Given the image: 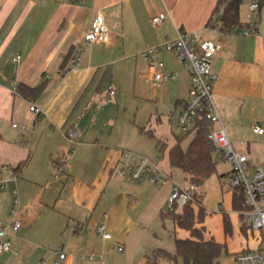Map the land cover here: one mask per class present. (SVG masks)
Returning a JSON list of instances; mask_svg holds the SVG:
<instances>
[{"label": "crops", "instance_id": "0c3cea01", "mask_svg": "<svg viewBox=\"0 0 264 264\" xmlns=\"http://www.w3.org/2000/svg\"><path fill=\"white\" fill-rule=\"evenodd\" d=\"M221 1L0 0V166H9L18 175L22 196V226L9 230L11 250L0 254V264H86L87 260L111 264L119 247L125 256H134V264H145L155 249L175 250L176 237H191L166 212L173 185H189L186 174L170 165L168 155L163 166L165 153L159 157L162 145L170 148L177 141L170 116L180 112L187 100L189 75L183 67L188 76L186 93H180L178 78L162 92L146 90L151 81L140 57L143 49L179 32H196L220 45L212 63L217 76L215 103L232 144L247 155L251 174L264 169V134L252 131L254 124L264 128V3L257 32L240 36L222 31ZM250 2L245 0L246 5ZM160 13L167 17L154 26L152 17ZM99 14L108 40L85 47L84 34ZM242 23L240 28L249 27L248 20ZM81 50L84 55L74 66L73 58ZM17 54L20 59L13 61ZM20 85L27 90L21 91ZM39 86L41 93L31 92ZM110 88L115 89L114 96L109 95ZM165 90L174 100L167 118L155 110ZM31 104L41 112L31 111ZM131 104L136 112L134 108L129 112ZM130 136L135 138L129 140ZM189 136L181 142L183 150L194 137ZM123 150L159 157L168 183L157 188L118 176ZM63 157L67 167L60 171ZM230 170L217 171L197 187L199 203L192 206L196 213L201 207L203 219L196 227H203L204 240L214 239L223 249L227 236L253 234L254 242L246 238L242 249L253 250L259 235L233 209L229 180L230 190H223L221 177L228 179ZM12 208L11 191L0 192L4 225L12 222ZM159 221L171 232L172 246L155 229L154 240H142ZM98 225H105L111 237L100 236ZM71 226L77 229L71 232ZM135 239L141 240L136 248ZM237 252L233 264H238ZM91 254L94 260L89 259Z\"/></svg>", "mask_w": 264, "mask_h": 264}, {"label": "built area", "instance_id": "2783aa9c", "mask_svg": "<svg viewBox=\"0 0 264 264\" xmlns=\"http://www.w3.org/2000/svg\"><path fill=\"white\" fill-rule=\"evenodd\" d=\"M247 20L248 28L235 27L232 34L248 36L256 33L260 23L261 4L259 0H251L248 7ZM167 17V13H160L152 17V24L159 26ZM108 31L104 17L99 14L93 20L90 29L84 34L85 47H90L96 42H107ZM220 50V45L210 39H204L196 32H179L175 38H166L162 43L147 47L140 52V57L148 67L150 81L154 86L162 87L175 81L178 74L174 71L166 70V63L160 58L164 52L174 53L176 61L187 71L190 79L188 97L180 112L171 114L170 122L174 131L194 135L197 130L196 123L199 118L205 117L213 124V130L209 135L220 152L217 161L230 165L228 174L229 184L232 189L240 187L246 209L242 211V216L251 230L259 235V245L253 250H242L236 253L235 259L238 264H264V169L257 168L254 173L248 175L249 165L246 154L237 152L224 126L223 120L213 97L214 86L217 76L212 70L213 59ZM84 51L81 50L73 58L74 66H78ZM20 55L17 54L13 61H18ZM115 89L110 88L109 95L114 96ZM30 110L40 113L41 108L31 104ZM13 127H17L14 124ZM255 134H264V128L259 124L252 125ZM75 133L71 132L69 137L74 138ZM160 158H151L139 153L123 150L120 156V166L117 174L122 178H129L138 184L150 183L157 188L165 186L170 180L169 174L161 167ZM60 171L66 169V158L59 160ZM18 175L9 166H0V192L10 190L13 197V208L11 209L12 222L4 225L0 222V254L9 252L12 240L9 230L17 231L22 226L19 217L20 199L17 187ZM197 186L189 184L182 187L174 184L168 196V212L175 211L176 208H183L188 204L196 203ZM77 228L71 226L69 230L75 231ZM96 232L105 239L111 237L105 225H98ZM120 252L123 251L119 247ZM60 251V249H58ZM65 254L60 253V259H64ZM96 256L91 254L90 260ZM101 264H105L103 261Z\"/></svg>", "mask_w": 264, "mask_h": 264}, {"label": "trees", "instance_id": "16d2710c", "mask_svg": "<svg viewBox=\"0 0 264 264\" xmlns=\"http://www.w3.org/2000/svg\"><path fill=\"white\" fill-rule=\"evenodd\" d=\"M259 1L262 6L264 0ZM244 2L245 0L221 1L223 11L218 18L222 25V31H231L235 27L243 26L240 11ZM19 89L23 91L27 90V87L20 85ZM42 90L43 87L39 86L32 89L31 92L39 94ZM196 126V133L187 150L182 149L181 139L177 138L173 146L168 148L166 145H162L159 151L161 154L167 151L170 165L182 169L189 184L199 187L217 172V160L220 157V152L209 137L214 127L213 124L205 117H201ZM196 201L199 203L198 196ZM232 203L233 209L236 211L242 212L246 209L240 187L233 189ZM169 214L175 225L189 231L191 237L186 239L176 237L173 252L163 248L155 249L146 257L145 264H162L164 261L168 264H178L179 258L183 260L184 264H214L221 255L223 245L214 239L204 240L203 227H196L197 221L200 222L203 219L201 207L196 213L194 207L188 204L183 208H176Z\"/></svg>", "mask_w": 264, "mask_h": 264}, {"label": "rangeland", "instance_id": "374dc122", "mask_svg": "<svg viewBox=\"0 0 264 264\" xmlns=\"http://www.w3.org/2000/svg\"><path fill=\"white\" fill-rule=\"evenodd\" d=\"M249 5H246L245 2L243 3V5L241 6V11H240V15H241V20L245 21L247 20V14H248V8ZM163 61L166 62V70L167 71H175L177 74H179V77L177 79L176 82L180 81L181 84V91L180 93H186L188 91V76L186 74V72L183 69V66L181 64H179L174 56V53H166L164 52V55L162 57ZM170 69V70H169ZM172 85L168 84L165 87L161 88L160 87L156 88L155 86H153V83H148L146 84V90H159L158 92H162L161 90L164 88H169V86ZM190 87V84H189ZM161 94V93H160ZM168 90L164 91V95L159 96L158 99L156 100V113L161 114L162 116H165L167 118L168 114L170 113V111L173 109L174 107V100H170V96L168 97ZM132 108H134L133 112L137 111V108H135V106H133L131 104L130 108H129V112L132 111ZM165 125H167V123H165ZM171 125V122H170ZM173 133L175 135L178 136L179 139H181L182 141L187 140L190 136L189 134H184V133H178L176 131H173ZM135 138V137H134ZM131 136L129 137V140L134 139ZM234 149L237 151V147L236 145H233ZM75 149V147H74ZM72 153L67 155V158H69V156ZM159 157H162V154H159ZM164 158L162 159V165L165 166V164H167V151L165 152ZM264 168V165H262ZM230 169V167L228 166L227 163L225 162H221L218 161L217 164V171L219 173L224 172V171H228ZM251 169L248 170V175H251ZM226 177V179H225ZM224 178V180L221 182L222 186H223V190L226 192L227 190H230V188L227 186L228 184V179H227V175L221 177ZM30 188L32 189V186H30ZM8 191V190H7ZM3 192V191H2ZM18 192H19V197L21 198V189L20 187H18ZM168 211V209L166 208V212ZM168 213V212H167ZM163 222L159 221V224L156 225L155 227H151V230L148 232V234H145L144 237L142 238L143 241L146 240L147 237L150 238V240H154L155 238V234L154 231L156 230V232L158 233L159 236H164L165 240L171 243V246L173 245V240L169 237V234L171 233L170 231L166 230L163 226ZM155 229V230H154ZM141 238V237H140ZM246 238H248L250 240V244L252 243V241L254 242V235L253 234H248L247 236L244 235L243 233H237L235 232L234 234L227 236V240L226 243L227 245L224 247V249L221 252V255L219 256V258L216 260V262L214 264H233V255L236 251H241L245 246V241L247 240ZM252 240V241H251ZM141 240L140 239H135L134 240V247H138L140 245ZM173 247V246H172ZM171 247V252L174 251L173 248ZM126 255V251L124 252H120L118 250V248H116V250L112 253V256L110 258V262L111 264H134L135 262V258L133 255H129V256H125ZM90 263V262H89ZM88 260L86 264H89ZM107 264H110L109 262H107ZM162 264H168L163 262ZM178 264H183L182 262H179Z\"/></svg>", "mask_w": 264, "mask_h": 264}]
</instances>
